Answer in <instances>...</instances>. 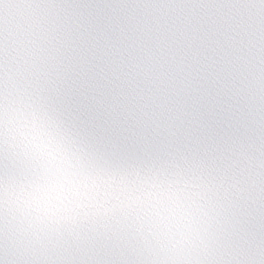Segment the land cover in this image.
Returning <instances> with one entry per match:
<instances>
[{
	"label": "snow or ice",
	"instance_id": "snow-or-ice-1",
	"mask_svg": "<svg viewBox=\"0 0 264 264\" xmlns=\"http://www.w3.org/2000/svg\"><path fill=\"white\" fill-rule=\"evenodd\" d=\"M0 264H264V0H0Z\"/></svg>",
	"mask_w": 264,
	"mask_h": 264
}]
</instances>
